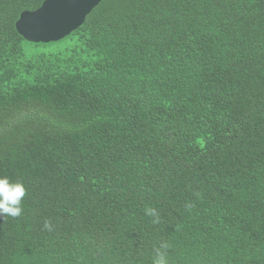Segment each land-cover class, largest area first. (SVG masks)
<instances>
[{"label":"trees","instance_id":"obj_1","mask_svg":"<svg viewBox=\"0 0 264 264\" xmlns=\"http://www.w3.org/2000/svg\"><path fill=\"white\" fill-rule=\"evenodd\" d=\"M44 1L0 0V176L27 190L0 264H264V0H103L27 42Z\"/></svg>","mask_w":264,"mask_h":264},{"label":"water","instance_id":"obj_2","mask_svg":"<svg viewBox=\"0 0 264 264\" xmlns=\"http://www.w3.org/2000/svg\"><path fill=\"white\" fill-rule=\"evenodd\" d=\"M102 1L45 0L37 10L23 12L15 28L30 43L58 42L82 26Z\"/></svg>","mask_w":264,"mask_h":264},{"label":"clouds","instance_id":"obj_3","mask_svg":"<svg viewBox=\"0 0 264 264\" xmlns=\"http://www.w3.org/2000/svg\"><path fill=\"white\" fill-rule=\"evenodd\" d=\"M27 195V190L23 182L12 181L7 176H0V217L18 218L23 215V201ZM189 210L192 205H186ZM145 214L152 217L154 224L159 223V215L154 208L145 209ZM44 228L52 231L50 221H45ZM167 242H161L154 248L152 264H168L167 252L169 249Z\"/></svg>","mask_w":264,"mask_h":264}]
</instances>
